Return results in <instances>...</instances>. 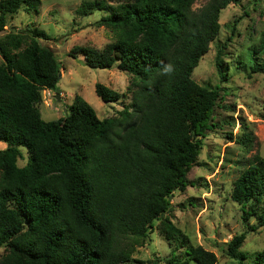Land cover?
<instances>
[{
    "label": "trees",
    "instance_id": "obj_1",
    "mask_svg": "<svg viewBox=\"0 0 264 264\" xmlns=\"http://www.w3.org/2000/svg\"><path fill=\"white\" fill-rule=\"evenodd\" d=\"M38 0H0L5 15ZM82 0L75 11L106 9L98 23L118 29L101 49L72 47L89 67L114 65L138 78L117 117L98 118L74 94L63 116L45 120L37 108L40 90L55 88L59 60L32 27L0 36V264H124L153 219L168 241L179 234L167 217L168 196L183 189L209 122L217 86L198 84L190 72L216 35L218 13L239 0ZM259 45L264 46V28ZM215 64L219 78H225ZM251 72H263L253 59ZM145 80V82L143 81ZM129 88V86H128ZM103 102L121 95L95 81ZM25 149L26 160L16 159ZM230 198L241 217L264 224V155L254 153L233 180ZM233 234L224 253L242 264L245 231ZM255 256L260 263L262 255ZM214 264L213 251L187 244L169 263Z\"/></svg>",
    "mask_w": 264,
    "mask_h": 264
},
{
    "label": "rangeland",
    "instance_id": "obj_2",
    "mask_svg": "<svg viewBox=\"0 0 264 264\" xmlns=\"http://www.w3.org/2000/svg\"><path fill=\"white\" fill-rule=\"evenodd\" d=\"M80 1L38 0L31 7L21 4L5 15L0 30L2 36L11 30L37 27L48 34L49 38L39 41L59 60L60 76L55 88L40 90L37 108L45 120L63 116L74 94L87 101L98 118L117 117L121 103L130 101V90L138 81L135 75L114 65L89 67L83 63L82 54L70 53L76 46L101 49L118 35V29L98 23L106 9H89L80 14L75 11ZM104 1L115 5L124 0ZM206 1L195 0L192 8ZM218 22L216 35L190 72L196 83L217 86L218 96L209 120L212 125L198 135L200 148L186 172L187 183L183 189L171 192L169 208L163 212L179 234L171 241L166 240L158 228L159 219H153L146 236L133 244L124 264H174L168 262L171 254L180 255L187 244H199L213 251L214 264H237L224 249L227 240L244 229L239 249L247 259L242 264H264V254L260 263L255 262V256L264 253V224L249 229L256 217L250 215L243 220L240 204L230 198L233 180L247 160L254 153L264 155V73L249 70L252 59L264 62V46L259 45L260 31L264 28V0L229 2L220 9ZM216 53L225 74L222 79L215 64ZM95 81L117 91L121 97L113 102L101 101L93 91ZM21 152L17 165L26 160L25 149L21 148ZM181 264L195 263L190 260Z\"/></svg>",
    "mask_w": 264,
    "mask_h": 264
},
{
    "label": "crops",
    "instance_id": "obj_3",
    "mask_svg": "<svg viewBox=\"0 0 264 264\" xmlns=\"http://www.w3.org/2000/svg\"><path fill=\"white\" fill-rule=\"evenodd\" d=\"M1 146L0 147H4L5 143L3 141H0Z\"/></svg>",
    "mask_w": 264,
    "mask_h": 264
},
{
    "label": "water",
    "instance_id": "obj_4",
    "mask_svg": "<svg viewBox=\"0 0 264 264\" xmlns=\"http://www.w3.org/2000/svg\"><path fill=\"white\" fill-rule=\"evenodd\" d=\"M58 76H60V72L58 73Z\"/></svg>",
    "mask_w": 264,
    "mask_h": 264
}]
</instances>
